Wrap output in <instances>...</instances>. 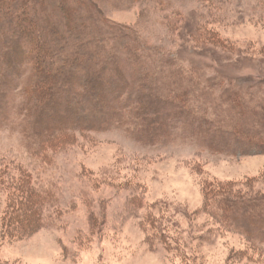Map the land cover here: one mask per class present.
<instances>
[{
    "label": "rangeland",
    "instance_id": "1",
    "mask_svg": "<svg viewBox=\"0 0 264 264\" xmlns=\"http://www.w3.org/2000/svg\"><path fill=\"white\" fill-rule=\"evenodd\" d=\"M64 1L35 3L40 13L46 8L43 27L63 18ZM66 1L81 23L96 20L93 37L109 41L110 53L140 43L141 59L160 74L168 61L187 72L190 87L182 88L199 111L206 106L195 92L200 78L202 87L215 86L206 104L217 116L231 93L250 103L264 97V0ZM86 77L82 94L72 93L78 104ZM237 78L252 80L241 86ZM24 86L0 87L9 93L0 94V264H264V240L229 225L207 201L213 182L264 193V152L214 149L174 118L162 142L142 125L90 129L83 120L79 129L61 119L43 142L21 109ZM126 105V97L114 102Z\"/></svg>",
    "mask_w": 264,
    "mask_h": 264
},
{
    "label": "trees",
    "instance_id": "2",
    "mask_svg": "<svg viewBox=\"0 0 264 264\" xmlns=\"http://www.w3.org/2000/svg\"><path fill=\"white\" fill-rule=\"evenodd\" d=\"M36 2L44 5L45 0H0V4L11 8L6 12L0 10L3 17L0 30L10 34L6 38L0 36V87H22L26 82L21 109L29 112L27 121L43 142L56 119H61L65 127L79 129H83V120L90 129L126 124L139 128L142 125L146 126L144 131L152 133L149 139L153 143L164 141V134L179 120L187 133L196 139L204 135L203 140L214 149L235 145V151L264 152V97L250 103L238 92L231 93L226 97L227 106H220L224 114L217 116L210 111L213 105L206 104L209 103L206 92L215 97L212 92L215 86L202 87L203 78H200L195 92L205 100L206 106L199 111V107L187 100L191 93H185L186 89L182 88L190 87L185 86L182 79L187 72L181 71L173 61L166 62V70L161 73L164 76L160 77L154 61L152 65L151 59L148 63L141 59L143 45L140 43L126 45L123 52L113 50L110 53L106 50L109 41L98 43L93 37L96 20L90 24L81 23L77 12L69 10L66 0L61 3L65 9L63 18L56 23L47 20L43 27L39 18L46 8L40 13ZM77 2L84 4L81 0ZM99 30L104 32V29ZM69 36L73 37V43L68 41ZM126 62L134 72L124 68ZM56 68L59 72L52 74ZM81 71L86 74L83 76ZM83 77L87 78L89 90L84 95L85 100L78 104L72 93L82 94ZM251 80L237 78L241 86L245 85L244 81ZM168 87H179V90L171 91ZM0 94L7 96L9 93L2 88ZM136 95L141 104L134 99ZM124 97L127 98L126 108H116L114 102ZM75 114L79 115L77 121L66 120ZM152 116L157 118L152 119ZM163 116L175 121L173 119V124L171 120L169 123L167 119L162 121ZM207 195L213 213L234 228L264 240V193L246 192L232 183L213 182L207 186Z\"/></svg>",
    "mask_w": 264,
    "mask_h": 264
}]
</instances>
